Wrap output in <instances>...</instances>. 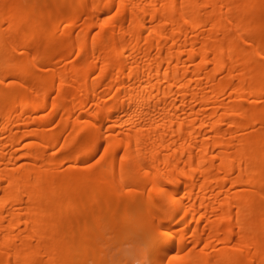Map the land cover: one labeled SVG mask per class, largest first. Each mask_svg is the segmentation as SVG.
I'll return each mask as SVG.
<instances>
[{"label":"bare ground","instance_id":"obj_1","mask_svg":"<svg viewBox=\"0 0 264 264\" xmlns=\"http://www.w3.org/2000/svg\"><path fill=\"white\" fill-rule=\"evenodd\" d=\"M121 230L264 264V0H0V264H102Z\"/></svg>","mask_w":264,"mask_h":264},{"label":"rangeland","instance_id":"obj_2","mask_svg":"<svg viewBox=\"0 0 264 264\" xmlns=\"http://www.w3.org/2000/svg\"><path fill=\"white\" fill-rule=\"evenodd\" d=\"M49 25L48 30L51 29ZM125 224V223H123ZM123 228V227H122ZM139 237V240L132 238L128 232L123 233L121 230L115 238V245L113 248H107L102 255V264H147V251L146 246ZM111 247V246H110ZM107 252V253H106ZM107 257V259H106Z\"/></svg>","mask_w":264,"mask_h":264},{"label":"clouds","instance_id":"obj_3","mask_svg":"<svg viewBox=\"0 0 264 264\" xmlns=\"http://www.w3.org/2000/svg\"><path fill=\"white\" fill-rule=\"evenodd\" d=\"M140 264H143V262H140Z\"/></svg>","mask_w":264,"mask_h":264}]
</instances>
